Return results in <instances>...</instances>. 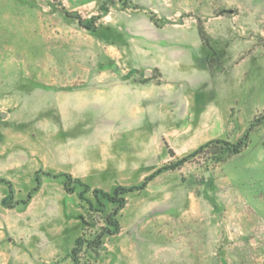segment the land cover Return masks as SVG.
Listing matches in <instances>:
<instances>
[{
  "label": "rangeland",
  "instance_id": "1",
  "mask_svg": "<svg viewBox=\"0 0 264 264\" xmlns=\"http://www.w3.org/2000/svg\"><path fill=\"white\" fill-rule=\"evenodd\" d=\"M263 115L264 0H0V264H264Z\"/></svg>",
  "mask_w": 264,
  "mask_h": 264
},
{
  "label": "trees",
  "instance_id": "2",
  "mask_svg": "<svg viewBox=\"0 0 264 264\" xmlns=\"http://www.w3.org/2000/svg\"><path fill=\"white\" fill-rule=\"evenodd\" d=\"M78 21H79L80 25L84 26V22H83L82 17H78ZM200 33H201L202 39L205 42H207L205 32L203 30H201ZM261 120H264V115L261 118H258V122ZM252 128L253 127L251 126L249 128L247 134L237 144L226 143L225 141H222L220 139L210 141V142L206 143L205 145H202L201 147H199L192 154H190V155L182 158L181 160H179L176 164L171 165L169 167H164L162 169H159L157 172H155L154 174L147 177L145 179V181L139 186H133V187H129V188L120 186V187H117L112 194L105 193L101 190H94L95 197H96V199H98V194L101 193L109 202H111L113 204H117L118 205L117 209L114 211V214H113L114 216H116L119 213V211L126 205V199H125L126 194L145 189L146 186L148 185V183L150 181H152L157 175L161 174L163 171L180 168L185 163H187L190 159L196 157L197 155L202 153L204 150H206L210 146H212L214 144H218V143H225V144H228L232 148L234 154H239L247 146L249 134H250ZM66 177L69 180L68 183L74 182L76 184L83 185V183L79 179H72V177L70 175H68ZM36 181H37V186L34 189L35 191L38 190L41 186V179L37 178ZM1 182H2V180H0V183ZM70 190H72V189H70ZM31 198H32V193H30L28 195V199L30 200ZM108 222H109L110 226L114 227V230L109 229V228H104L101 230V232L92 241H86L82 237H80L76 240V245L72 250V259L74 261V264L78 263L79 255H80L85 243H87L88 246H91L93 248H99L102 246L103 240L106 236L114 235L119 231V229H120L119 223H118V221L113 219V216L108 220Z\"/></svg>",
  "mask_w": 264,
  "mask_h": 264
}]
</instances>
